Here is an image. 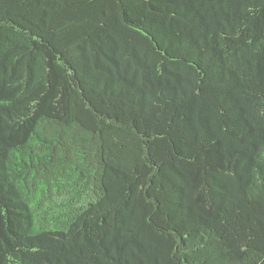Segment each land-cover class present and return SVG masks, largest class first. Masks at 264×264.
<instances>
[{
	"label": "trees",
	"instance_id": "obj_1",
	"mask_svg": "<svg viewBox=\"0 0 264 264\" xmlns=\"http://www.w3.org/2000/svg\"><path fill=\"white\" fill-rule=\"evenodd\" d=\"M0 264H264V0H0Z\"/></svg>",
	"mask_w": 264,
	"mask_h": 264
}]
</instances>
